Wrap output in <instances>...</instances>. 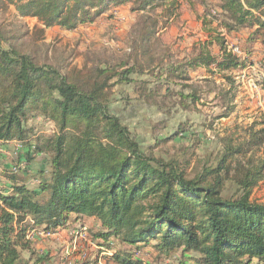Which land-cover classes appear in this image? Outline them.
Returning a JSON list of instances; mask_svg holds the SVG:
<instances>
[{"label":"trees","instance_id":"16d2710c","mask_svg":"<svg viewBox=\"0 0 264 264\" xmlns=\"http://www.w3.org/2000/svg\"><path fill=\"white\" fill-rule=\"evenodd\" d=\"M6 1L21 16L66 30L102 14L107 1L147 14L166 5L170 15L178 1L195 12L197 5L205 7L199 19L207 39L192 43L182 55L160 59L153 89L148 81L140 83L138 97L156 107L160 104L152 100L157 89L169 94L173 80L189 82V74L199 69L219 75L243 68L227 48L229 35L257 26L244 42L264 47V0ZM146 15L139 20L140 43L149 40L150 29L157 25ZM5 44L0 34V144L19 147L13 169L4 174L9 190L0 192V264H28L21 251L30 252L27 235L34 230L73 225L77 233L91 235L100 254L112 252L113 264L152 263L114 251L110 240L135 250L150 246L158 258L179 253L177 264H264V204L250 201L264 178V157L253 155V150L264 148V113L239 143L223 147L213 167L190 177L176 161L147 155L111 113V88L134 82L131 75L145 74L137 63L95 67L81 79L69 80ZM220 78L232 83L228 76ZM259 85L264 92V80ZM182 89L177 105L186 111L198 104L199 96L189 91L191 85ZM32 112L52 125V133L37 134L26 125ZM185 131L181 127L176 135ZM40 156L42 167L31 169ZM226 181L235 185V194H224ZM85 219L97 227L87 229Z\"/></svg>","mask_w":264,"mask_h":264},{"label":"rangeland","instance_id":"374dc122","mask_svg":"<svg viewBox=\"0 0 264 264\" xmlns=\"http://www.w3.org/2000/svg\"><path fill=\"white\" fill-rule=\"evenodd\" d=\"M177 3L169 15L165 12L166 5L147 14L133 12L130 5L107 1L102 14L78 23L73 30H66L57 24L45 27L37 18L21 16L13 5L0 0V34L6 39L5 48L10 46L20 54L30 55L38 65L51 66L69 80H79L95 67L137 63L147 73L131 75L134 82L111 88V113L135 136L147 155L176 161L191 177L213 167L223 147L227 143H239L247 128L264 113V92L259 85L264 80V47L259 42H244L257 26L229 35L227 48L244 63L243 68L219 75H209L199 69L198 73L189 74V82H170L169 94L157 89L158 94L152 101L162 106L149 105L138 97L137 91L143 81L150 82L149 88L155 87L153 83L160 76L155 68L159 60L172 54L178 56L192 43L207 39L205 26L199 19L205 7L197 5L195 12L187 3ZM89 12L94 14L95 10L89 8ZM145 15L157 20V25L150 29L149 40L140 43L138 25ZM215 26L213 23L212 27ZM260 33L264 39V30ZM247 47L251 49L249 53H245ZM222 75L230 77L232 83L220 78ZM182 85H191L189 91L199 96L198 104L186 111L177 105V93L183 90ZM223 111L230 112L225 118H218ZM28 117L26 125L34 133H52V125L40 116L32 112ZM181 127L186 131L176 135ZM18 147L16 143L0 144V192L9 190L4 174L13 169ZM253 155L264 157V148L253 150ZM43 159L37 157L31 169L42 167ZM235 189L231 181L225 182V195L235 194ZM250 201L264 204V178L252 190ZM83 224L87 229L97 227L89 219ZM75 226L49 232L42 228L34 230L27 235L30 252L21 251V257L28 264H113L109 260L113 253L100 254L91 235L87 231L77 233ZM111 241L108 244L114 251H127L152 264H177L179 253L158 258L150 246L135 250Z\"/></svg>","mask_w":264,"mask_h":264}]
</instances>
